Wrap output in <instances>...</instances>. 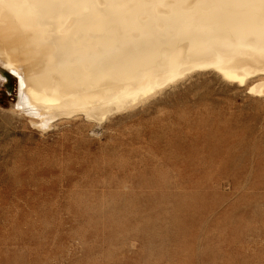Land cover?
Masks as SVG:
<instances>
[{
    "label": "rangeland",
    "instance_id": "374dc122",
    "mask_svg": "<svg viewBox=\"0 0 264 264\" xmlns=\"http://www.w3.org/2000/svg\"><path fill=\"white\" fill-rule=\"evenodd\" d=\"M18 78L0 62V264H264L251 81L208 69L102 122L41 128Z\"/></svg>",
    "mask_w": 264,
    "mask_h": 264
},
{
    "label": "bare ground",
    "instance_id": "6f19581e",
    "mask_svg": "<svg viewBox=\"0 0 264 264\" xmlns=\"http://www.w3.org/2000/svg\"><path fill=\"white\" fill-rule=\"evenodd\" d=\"M0 62L46 128L102 122L208 69L264 95V0H0Z\"/></svg>",
    "mask_w": 264,
    "mask_h": 264
}]
</instances>
